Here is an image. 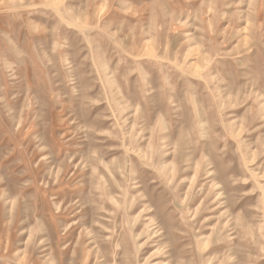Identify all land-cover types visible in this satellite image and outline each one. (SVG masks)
Returning a JSON list of instances; mask_svg holds the SVG:
<instances>
[{
	"label": "rangeland",
	"instance_id": "1",
	"mask_svg": "<svg viewBox=\"0 0 264 264\" xmlns=\"http://www.w3.org/2000/svg\"><path fill=\"white\" fill-rule=\"evenodd\" d=\"M0 264H264V0H0Z\"/></svg>",
	"mask_w": 264,
	"mask_h": 264
}]
</instances>
